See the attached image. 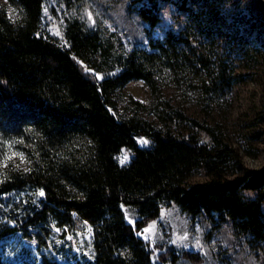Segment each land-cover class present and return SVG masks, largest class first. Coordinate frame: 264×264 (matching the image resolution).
<instances>
[{
  "label": "trees",
  "instance_id": "1",
  "mask_svg": "<svg viewBox=\"0 0 264 264\" xmlns=\"http://www.w3.org/2000/svg\"><path fill=\"white\" fill-rule=\"evenodd\" d=\"M5 1L17 16L10 18L0 5V240L19 231L44 243L42 233L86 221L93 232L90 264H164L153 261L138 231L174 203L214 228L230 220L236 234L264 245V168H246L212 129L160 99L165 79L206 97L230 88L235 75L226 61L220 55L213 67L211 60L214 22L228 25L217 13L219 0H130L129 9L147 25V46L125 55L115 54L109 39L77 19L65 27L67 44L59 43L43 26L44 0ZM161 1L174 3L186 20L155 37ZM82 62L119 68L97 78ZM137 80L149 86L160 120L176 117L202 127L211 141H201L193 130L175 135L137 113H119L120 90ZM141 135L148 145L139 144ZM8 147L21 148L24 161L3 163ZM122 149L130 152L124 164L118 160ZM123 205L135 208L134 223L126 220ZM31 264L61 263L44 255Z\"/></svg>",
  "mask_w": 264,
  "mask_h": 264
},
{
  "label": "rangeland",
  "instance_id": "2",
  "mask_svg": "<svg viewBox=\"0 0 264 264\" xmlns=\"http://www.w3.org/2000/svg\"><path fill=\"white\" fill-rule=\"evenodd\" d=\"M219 1L217 13L226 17L228 25L219 27L218 22H214L217 37L211 60L213 67L220 55L226 61L227 72L235 75L230 88L223 94L206 97L195 92V88L183 90V82L165 79L159 85L160 99L168 101L187 119H194L212 129L238 152L246 168L260 170L264 168V45L261 40L264 36V0ZM0 5L5 7L10 18H16V11L5 0H0ZM129 5L130 0H44L43 26L59 43L67 44L65 27L68 21L77 19L85 28L96 29L103 38L109 39L115 54L125 55L134 48L147 46V25L129 9ZM160 15L161 21L152 29L155 37H162L170 28L178 29L186 20V13L168 1L160 2ZM224 35L228 36V42ZM82 65L85 72L97 78L119 68L118 64L113 67L99 65V68L83 62ZM132 99L144 107H139ZM152 103L149 86L142 80L130 81L120 90L118 112L122 115L137 113L154 128H169L175 135L186 136L193 130L201 141H211L204 128H192L185 120L173 117L163 122ZM137 140L142 146L150 143L143 135ZM6 150L3 163L24 161L21 148L8 147ZM125 154L130 158L129 150L122 149L118 154L119 162ZM202 177V174L198 176ZM246 194L255 196L252 191ZM123 210L126 220L134 223L138 217L135 208L123 205ZM42 234L44 243L37 238L24 237L19 231L3 237L0 252L4 263L31 264L39 262L44 255L61 264L92 262L93 232L86 221L68 230L54 228L50 233ZM138 234L148 242L155 263L264 264V245L252 244L244 234H236L230 220L214 228L204 216L192 219L174 203L163 207L159 216L148 220ZM171 253L178 256L176 263L170 261Z\"/></svg>",
  "mask_w": 264,
  "mask_h": 264
},
{
  "label": "snow or ice",
  "instance_id": "3",
  "mask_svg": "<svg viewBox=\"0 0 264 264\" xmlns=\"http://www.w3.org/2000/svg\"><path fill=\"white\" fill-rule=\"evenodd\" d=\"M144 143H147V141H145ZM14 155H15V154H14ZM127 159H128V156H127V154H125V155L123 156V158L120 160V163H121V164H124V163L127 161ZM39 195H40V196H43V195H44L43 191H41V192L39 193Z\"/></svg>",
  "mask_w": 264,
  "mask_h": 264
}]
</instances>
